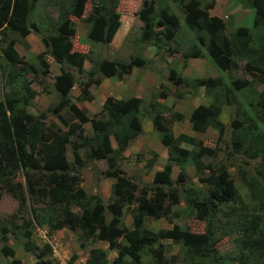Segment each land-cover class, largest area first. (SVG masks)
<instances>
[{
    "label": "trees",
    "instance_id": "trees-1",
    "mask_svg": "<svg viewBox=\"0 0 264 264\" xmlns=\"http://www.w3.org/2000/svg\"><path fill=\"white\" fill-rule=\"evenodd\" d=\"M126 1L130 3L127 6H122L123 0H68L67 7L59 12L57 20L49 27L50 32L44 36L46 49L34 56V60L42 65L36 67V63L27 62L17 54L14 42L6 32L8 29L23 38L37 30L36 24L30 21L36 0H0V53L5 62L15 67L6 83L12 90H6L4 86L0 97V189L15 198L19 206L26 200L31 203L29 217L21 218L20 224L13 226L16 229L11 230L12 233L20 240L22 250L33 257L34 264L55 263L48 257L49 245H38L32 240L33 227H46L50 231L65 228L73 232L79 248L87 250L84 264H167L163 243H159L161 239L180 243L184 259L189 261L187 264H197L198 259V264H217L218 259L221 264L226 261L228 264L234 261L236 264H258L255 258L264 254V86L255 90V96L245 100L238 98L236 90H241L250 80L234 79L227 83L220 76L188 80L169 67L166 82L158 83L145 104L136 95L106 96L97 112L98 117L95 114L91 119L92 132L84 133L82 124L88 117L72 102L69 90L76 84L79 95L75 99L90 100L91 84L98 85L103 78L113 76L122 79L124 74L146 62L137 52L125 61L99 59L86 72V79L77 83L70 70L59 67L51 83L57 100L49 112L64 128L46 125L44 113L32 115L26 111L30 99L37 94L26 76H48L49 63L45 53L56 63L73 67L78 75L82 72L83 61L91 60L87 51L72 49L75 19L85 21L88 42L105 45L119 26L120 14L132 12L141 22L136 38L138 46L149 45L155 47L156 52L160 49L167 53L172 51L167 42L178 32L179 19L167 9L155 10L154 0ZM179 1L183 23L194 36L181 53L183 65L188 58L206 56L219 70L229 71L235 67V57L245 59L244 66L248 71L256 70L264 76V0L240 1L251 10V27L258 32L253 40L240 42L237 36L228 38L224 34L225 27L220 18L208 15L206 10L212 7L213 0L202 8L198 0ZM247 31L246 27H239L236 33L242 36ZM0 70L4 73L1 63ZM261 78L257 84L264 83ZM172 87L184 92L206 88L211 94L206 103L190 109L187 120L194 132L202 133L207 128L214 130L213 145L202 144L200 139L184 133L173 134V124L182 120L183 115L162 111L159 101L169 95ZM183 91L176 89L175 96L182 97ZM225 104L233 107L228 145L230 152L242 159L243 166H238L236 173L246 189L247 203L241 199L226 169L227 164L212 161L226 152L219 147L225 133L220 119ZM141 116L149 120L158 141L166 149L165 163L153 172L148 188L137 186L119 166L123 151L141 132L138 120ZM67 146L72 155L71 163L66 158ZM95 158L105 161L106 167L100 172L102 176L113 179L111 197L105 204L97 195H88L79 186L81 177L76 167ZM250 161L254 164L250 165ZM173 165L177 167V173L171 180ZM188 165L194 168L197 181L204 187L201 197L183 187ZM16 176L20 180L13 181ZM147 189L149 193L145 196ZM181 201L186 212L193 211L190 214L193 218L205 222L202 232L195 233L174 223L169 228L157 230L144 225L147 218L170 220L173 206ZM223 203L238 204L241 212L233 218L223 213L225 220L212 228L210 210ZM123 209L130 215L129 226L123 223ZM180 210L178 208L176 213ZM0 230L1 254L9 257L8 264H20L13 250L5 244L10 229L2 227ZM233 232L239 235L234 239L238 251L226 259L219 258L216 243ZM95 241H104L107 249L115 251L109 263L103 248L91 246Z\"/></svg>",
    "mask_w": 264,
    "mask_h": 264
},
{
    "label": "rangeland",
    "instance_id": "rangeland-1",
    "mask_svg": "<svg viewBox=\"0 0 264 264\" xmlns=\"http://www.w3.org/2000/svg\"><path fill=\"white\" fill-rule=\"evenodd\" d=\"M185 1V0H184ZM241 0H213L212 7L208 8L206 11L210 16H216L221 19L224 23V34L228 37L234 35L237 36L238 41L242 40H253L258 32L251 27V17L252 12L248 7H245ZM135 0H131L134 3ZM137 2V1H136ZM199 6L202 8L210 0H198ZM130 3L127 2L122 6H127ZM181 4L179 0H154L155 10L160 11V8L167 9L169 13H173L180 21V28L173 40L168 41L167 46L172 50L170 53L163 52L160 49L156 52V48L152 46H147L139 44L136 41L139 27L141 22L137 19L132 23L125 21V28L121 34V30L118 27L117 33L120 37H116L113 43L110 44H99L91 43L87 41L85 32L87 25L82 19L74 20L75 34L71 38L72 49L81 52L87 51V56L91 60L84 61V68L82 72L78 75L75 73L74 68L69 67L63 63H56L53 58L48 53H45L44 57L49 63V74L48 76L42 75H31L28 74L26 79L37 94L30 99L29 104L26 106V111L32 115H38L44 113L43 121L46 125L53 124L56 127L64 128L53 114L49 112V108L57 100V94L52 88V80L54 76L59 72L60 66L70 70L75 77V82L86 79V72L93 67V63L101 58H106L108 60H119L125 61L130 55H134L139 52L146 59L140 67H134L130 73L124 74L122 79H117L116 77L103 78L98 85L91 84L89 86V92L91 94V99L88 101L76 100L75 97L79 95L78 86L74 84L69 90V97L75 106L79 109H83L88 117V120L82 124V131L84 133L92 132V121L95 118V114L100 110L102 102L106 96H112L114 98H123L130 95H136L141 97L143 104L148 100L149 93L156 88H158V83H165V75L167 69L172 67L175 71L186 79H191L194 77H217L220 76L223 81L230 82L234 79H247L250 80L249 84L244 85L241 90L237 91V96L240 99H250V96H255V90L261 89L263 84H257L258 79L261 78L264 82V76L259 74L256 70L248 71L245 64V59L235 58V67L231 68L229 71H221L216 68L206 56L204 57H191L186 60L183 65L181 53L186 49V44L190 40L194 39L193 33L187 30L183 23V13L181 10ZM68 5V0H36L33 13L30 16V21H33L37 28L36 31H30L26 36L19 37L18 35L10 32L6 29L8 38H11L14 42V49L17 54L21 56L27 62L36 63V67H42L40 62L35 61L34 56L46 49V40L44 36L48 34L49 27L51 23L55 22L58 18L59 12L64 10ZM122 6L120 7L121 9ZM160 9V10H159ZM239 27H246L247 33L244 35H239L236 30ZM2 44L0 43V48ZM0 63L3 66L4 73H0V97L1 92L4 88L8 91L12 90L9 84H6L7 77L10 75L11 69L15 70V67L5 62L4 58L1 57L0 53ZM1 72V70H0ZM254 75V76H252ZM38 78L41 80L38 81ZM5 86V87H4ZM4 87V88H3ZM183 91L180 88L170 89L169 95L159 100L162 104L161 110L164 112L175 111L182 113L183 119L177 121L172 126V132L174 135L179 133H184L190 135L194 138L200 139L202 144L213 145L215 140V131L211 128H207L204 132L198 133L194 132L190 128V124L187 120L189 111L192 107L200 103H206L211 94H208L206 88L189 89L188 91H183V95L180 98L175 96V91ZM64 116L68 117L66 113ZM98 117V115H97ZM96 117V118H97ZM221 121L224 123V135L222 141L219 144L220 149L226 152L221 153L220 157L214 158L212 161L215 164L225 163L227 165L226 169L231 175V178L236 185L241 199L243 202H248L247 192L242 183L239 182V177L236 173L238 166H243L241 162L242 159L238 155L233 154L229 150L228 140L230 129L232 126L233 119V107L229 104H225L222 107V112L220 115ZM139 126L141 132L137 135L129 144L127 149L122 153V158H119V166L123 173L131 181H133L137 186L148 188L151 186L152 174L155 170L160 169L165 163L166 159V149L158 141L155 131L151 128L149 120L141 116L138 118ZM112 146H114L111 140ZM183 145V144H182ZM80 153V151H79ZM80 155V154H79ZM66 158L69 163L72 162V155L69 147L67 146ZM205 162V161H204ZM254 164L250 161V165ZM245 166V165H244ZM106 167L105 161L102 158H95L84 161L82 166L78 168V172L81 181L79 186L88 195H97L103 204H105L111 197V185L113 182L112 178L104 177L100 173ZM177 167L172 166L170 178L174 180L176 178ZM186 180L183 182V187L191 189L192 193H198L201 197L204 193V187L197 181L195 176V170L191 165L185 167ZM20 180L19 176H16L13 181ZM181 192L180 190H178ZM149 190L145 191V196H147ZM183 195V193H181ZM31 203L26 200L22 206L18 205V202L9 193L0 189V229L6 227L10 229L6 233V245L13 250V255L21 262L20 264H34V259L32 256L28 255L22 250L20 245V240L15 237L11 230L14 225H19L21 218L29 217V208ZM234 207L236 209H234ZM181 208L179 213L176 211ZM72 209H76L72 206ZM189 214H188V213ZM185 211L183 209V202L181 201L176 206H173L172 215L170 220L165 218L151 219L147 218L144 221V225L152 230H157L159 228H169L172 223L177 224V226H186L190 231L199 233L202 232L206 225L205 222L197 220L190 215L193 211ZM238 204H219L210 210L209 218L211 222V227L215 228L217 225L222 224L225 220L223 213L231 215V218L235 214H239ZM187 215V216H186ZM106 216L108 217L107 213ZM130 215L126 213L123 209L122 220L126 226H129ZM31 220V219H30ZM1 234V230H0ZM75 234L65 228L50 231L46 227H33L32 228V240L38 244L43 245L47 243L50 247V252L48 253L49 259L55 264H84V260L87 256V250L81 249L75 238ZM239 235L235 232L228 236H223L216 243L217 254L219 258L226 259L232 256L233 253L238 251L234 239H238ZM159 243L162 244L163 255L167 259V264H187L188 259H184V250L182 246L177 243L171 242L169 239H161ZM0 241V246H1ZM91 246H96L103 248L106 252V258L109 261L114 257L115 251L109 250L106 247L104 241H95ZM89 247V246H88ZM174 258H171V257ZM257 259L258 264H264V254L261 258ZM206 261V259H204ZM9 257H4L0 252V264H8ZM199 263V259L197 260ZM228 261H226V264ZM197 263V264H198ZM217 264H221V260L218 259ZM232 264H236L234 261Z\"/></svg>",
    "mask_w": 264,
    "mask_h": 264
},
{
    "label": "crops",
    "instance_id": "crops-1",
    "mask_svg": "<svg viewBox=\"0 0 264 264\" xmlns=\"http://www.w3.org/2000/svg\"><path fill=\"white\" fill-rule=\"evenodd\" d=\"M138 1V0H137ZM123 2H125L124 4H126L128 1H126V0H123ZM118 20H119V28H120V30H121V34H122V32H123V30H124V28H125V21H128L127 22V24L130 22V23H132V22H134V21H137V18L133 15V13L132 12H129V13H126V14H120V16H119V18H118ZM118 29V28H117ZM117 31V30H116ZM114 32V34H113V36H112V38H111V40H110V44H112L113 43V40L116 38V37H120L119 36V33H117V32ZM84 64V61H83V63H82V66H84L83 65ZM82 68H84V67H82Z\"/></svg>",
    "mask_w": 264,
    "mask_h": 264
},
{
    "label": "clouds",
    "instance_id": "clouds-1",
    "mask_svg": "<svg viewBox=\"0 0 264 264\" xmlns=\"http://www.w3.org/2000/svg\"><path fill=\"white\" fill-rule=\"evenodd\" d=\"M87 30V29H86ZM85 61V60H84ZM124 152V151H123ZM158 170V169H157Z\"/></svg>",
    "mask_w": 264,
    "mask_h": 264
}]
</instances>
